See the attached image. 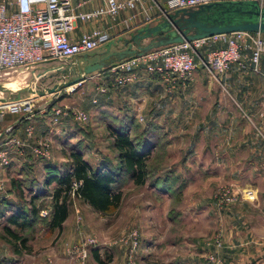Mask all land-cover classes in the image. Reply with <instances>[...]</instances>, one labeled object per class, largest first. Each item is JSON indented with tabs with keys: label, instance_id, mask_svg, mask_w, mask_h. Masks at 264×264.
I'll return each instance as SVG.
<instances>
[{
	"label": "crops",
	"instance_id": "0c3cea01",
	"mask_svg": "<svg viewBox=\"0 0 264 264\" xmlns=\"http://www.w3.org/2000/svg\"><path fill=\"white\" fill-rule=\"evenodd\" d=\"M72 1L75 5H79L76 8L78 12H88L103 4L102 0ZM118 1L123 2L125 0ZM141 1L144 10L138 5L134 10L124 9L120 11L115 18L104 16L87 22L77 20L75 28L69 35L70 38L73 41H78L84 32L98 29L106 32L110 37V41H115L120 38H127L138 29L145 25H153L163 17L162 13L166 11V0ZM259 4L263 5L264 1L259 2ZM168 13H174V11ZM147 16L150 17L151 21L146 20ZM262 35L264 37V34ZM147 42L148 39L142 41L141 45H145ZM206 46L207 49L204 52L220 48L224 46V43L209 39ZM242 54L244 57L242 62L232 64L225 74L215 76V82L206 78L201 71H196L186 83L180 81L166 82L156 75L141 74L132 84L119 88L114 85L107 69L105 70L106 73L97 72L90 75L81 84L83 87V85L87 86L94 83L96 84V91H99L100 87H104L105 92L91 93L89 98L82 99V101L85 106H89L95 99L97 108L99 106L114 108L117 105L118 114L134 119L142 128L151 124L166 132H169V130L173 132L183 130L185 132V141L178 146L183 154L181 157L182 168L171 166L174 163V158L170 152L175 146L173 141H168L163 146L158 145L152 151L151 156L152 158L155 157L160 148L163 150L162 167L159 175L178 178L181 187V200L177 207L184 205L186 198L190 196V203L189 205L186 204L189 209L188 213L199 209L202 205L199 199L204 198L206 193L213 190L221 180V169L219 167L222 164L234 165V169H230L234 175L233 178L239 176L238 174L242 172L245 175L252 176V183L250 182L247 185L257 189L256 201L241 202L224 210V216L229 218L230 225L229 234L224 241L222 258L224 264H264V231L262 230L263 233L259 237L256 233L258 227L255 223L259 213L264 214V54L261 56L258 73L253 71L247 52L242 51ZM99 76H103L104 80H97ZM106 84L108 85L106 86ZM219 87L223 88L226 93L221 92ZM204 89L208 90V93L206 91L200 92ZM212 90L214 91L211 92ZM159 91L164 94L159 93ZM177 92L180 93L176 94ZM79 97L80 94L76 96L77 99ZM179 100L182 101V110L180 114H176L173 105ZM158 101L161 103L160 106L157 105ZM122 103H127L129 107L123 108ZM53 105L71 107L67 105L66 101L55 102ZM50 112L51 110L48 108L33 113L28 120L24 119L11 132L22 114H16L14 105L4 108V115L0 120V155L6 151L9 164L7 166L0 164V178L4 179L6 185L1 198L7 197L10 177L17 170L24 169L30 177L40 180L36 176L34 167L39 166L41 163L40 168H42V174H44L45 167L51 164V155L48 158H43L42 161H36L30 158L32 152L29 148H24L25 156L23 153L17 152L15 147L9 143L11 139L18 138L28 145H36L48 138L52 143L51 138L53 136L57 137V135L65 138V140L68 138L74 139L78 136L75 130H70L66 126L67 116L62 117L56 123H52ZM143 120L144 124L142 123ZM58 124L60 126L55 127ZM29 125L33 127V136L27 139L25 129ZM223 131L230 134L228 139H221ZM9 132L11 133L8 134ZM239 132L245 134L243 135L245 139L238 140L236 138ZM232 133L234 134L233 138ZM108 146L109 144L106 147ZM51 151L52 147L50 148ZM28 154H30V157H27ZM86 155H88L87 151L84 152V159L94 167H97L102 160L101 154L94 162L88 160ZM212 163L215 165L214 168H211ZM243 165L245 167H242ZM144 187L156 200L164 197L168 198L167 215L169 216L173 206V192L162 191L153 184L149 185L148 183ZM126 193L127 191L124 192L123 198ZM212 209L214 212L216 211L214 207ZM48 212L43 209L40 215L44 217ZM220 215L219 213L220 224L218 222V230L221 229ZM169 219V229L171 230L170 227L174 228V222L177 219L173 220L171 217ZM66 223L67 221L64 225ZM189 239L194 244H201L204 240L201 237ZM175 242L176 240H173V238H166L160 245L176 244ZM145 246L147 249V244ZM30 254L31 252L29 255H25L30 257ZM35 257L36 255L32 259H35ZM0 260H5L4 264H14V261H18L14 254L8 251L4 256H1Z\"/></svg>",
	"mask_w": 264,
	"mask_h": 264
},
{
	"label": "rangeland",
	"instance_id": "374dc122",
	"mask_svg": "<svg viewBox=\"0 0 264 264\" xmlns=\"http://www.w3.org/2000/svg\"><path fill=\"white\" fill-rule=\"evenodd\" d=\"M105 45L96 48L88 54L99 53L104 49ZM206 45L197 49V54L195 56L196 68L194 73L196 71H201L206 78L212 81L214 80L215 82V76L219 75H214L209 72L202 63V58L205 54L204 51L207 49ZM102 72H105V70L100 71V73ZM102 77L103 76H99L97 80H104V77ZM109 77L111 80L113 79L111 75ZM0 80L9 81L11 83V89L15 90L19 87L29 85L31 80L39 79L36 77L33 79V75L30 71L21 69L0 72ZM93 84L87 86L83 85V87L79 86L73 92L63 91L56 101H66L68 106L81 109L88 115V121L85 124H81L67 116L68 118L65 121L66 126L70 128V130H75L78 136L74 139L68 138L66 140L63 137H59V135L51 138V166L60 167L65 164L67 155L70 153V150L74 148V145L83 152L87 151V159L92 162H94L96 158L98 159L100 154L101 156L112 158L113 154L110 148L106 147L107 144L110 143L109 132L107 130V124L110 121L103 117L101 112L98 111L99 107L97 108L96 103L85 106L82 101V99L89 98L91 93H101L100 91H96V84ZM219 89L221 92L226 93L223 88L219 87ZM203 91L207 92L208 90L204 89L200 92ZM213 91L214 90L211 92ZM159 93L163 92L159 91ZM179 93L180 92H177L176 94ZM78 94H80V97L77 99L76 96ZM4 96H6L5 93H0V97ZM32 100L34 110L42 107L47 97H35ZM208 103L210 102L208 101ZM157 105H161L160 101L157 102ZM122 107L128 108L129 106L127 103H122ZM173 108L176 114H180L182 110V101L179 100L177 103H174ZM114 109L117 111V105L114 106ZM44 110H47V108L41 111ZM17 113L19 112L16 109V114ZM142 123L144 124V120ZM58 126L60 125H55L57 128ZM229 135L228 132L225 133L223 131L221 133V139H228ZM231 135L233 138L234 134L232 133ZM243 135L245 134L239 132L236 138L238 140L245 139ZM185 136L183 130H178L176 132L169 130V132H166L163 129L155 136V139L160 142H174L175 146L172 148V151H170L171 156L174 158V163L171 166L174 168H182L181 157L183 154L178 146L185 141ZM256 138L260 139V137L257 136ZM25 153H23L24 156ZM30 154L33 157H30ZM30 154H28L27 157L33 158L36 161L43 160V158H37L33 153ZM14 156L16 157V155ZM40 164L34 167L38 178H41L42 175ZM214 166V163H212L211 168H214ZM242 167H245V165ZM231 168L234 169V165L222 164V166L219 167V169H221V180L213 190L206 193L207 197L205 196L199 199L202 204L199 209H195L193 212L188 213L189 209L186 204L189 205L190 196L186 198L184 205H179L176 208V210L180 212V217L175 220L174 228L172 229V227H170L171 230L169 229L170 217L167 215L168 198L164 197L163 199L160 198L156 200L145 187L139 189H131L132 187H129L130 189L127 190L121 205L106 213L93 212L87 205L72 196L70 216L62 232L60 234L57 232L46 234L44 229H41L38 233L35 232V237L32 240L33 243H30L32 246L31 258L25 255H29V253H24L25 256L23 254L19 256L20 259H17V262L14 261V264H80L79 261L71 255L70 251L72 248L79 245L81 240L85 237L95 238L96 244L89 247L88 256L84 264H124L125 251L121 246L115 244L114 241L131 229H137L139 231L141 241L140 248L135 257V264H208L207 259L212 254L219 258L220 264H224L222 250L224 249L225 238L229 234L230 225L229 218L224 216V210H227L234 204L219 210L216 206V197L219 195L222 187L228 186L231 183H236L239 187H243L250 182L252 183V176L245 175L243 172L238 174L239 176L233 178L232 176L234 175L230 170ZM247 178L248 180H246ZM9 190L10 187L7 188L8 194L6 198L14 200ZM41 200L44 209L49 211L50 196H45ZM241 202L247 201H238L235 204ZM213 207L216 210L215 212L212 209ZM219 213L221 214L220 230L217 229V227H219L218 222L220 224ZM255 223L258 227L257 232H255L260 237L264 231V214L259 213V217ZM216 236H220L222 244V248L220 249H215L212 244ZM198 237L203 238L205 241L203 240L201 244H194V242H191L189 239ZM166 238L175 239L176 244L169 243L163 246L160 245ZM146 244L147 249L145 246ZM7 248L8 247L4 243L0 242V259L7 251L9 252V248L8 250ZM96 253L98 258L95 257ZM35 255V259H32ZM38 257L40 258L38 259ZM1 261L2 260H0V264L5 263V260Z\"/></svg>",
	"mask_w": 264,
	"mask_h": 264
},
{
	"label": "built area",
	"instance_id": "2783aa9c",
	"mask_svg": "<svg viewBox=\"0 0 264 264\" xmlns=\"http://www.w3.org/2000/svg\"><path fill=\"white\" fill-rule=\"evenodd\" d=\"M103 4L88 12H78L72 0H0V72L17 68L29 67L54 60H64L76 55L88 54L110 41L109 35L101 30L93 29L84 32L78 41L70 38L77 20L91 21L104 16L115 18L124 9L134 10L138 5L144 10L141 0H102ZM257 1L263 0H166L165 16L168 12L176 10H194L202 6L222 2ZM147 21H151L147 16ZM222 41L224 46L205 52L202 63L214 75H223L232 64H240L243 60L242 51L247 52L248 60L253 71L259 72V63L264 54V37L260 33L233 32L215 35L208 38L184 41L157 49H152L140 56H133L113 64L108 68L109 74L116 87L122 88L132 84L141 74L156 75L166 82H188L196 68L195 56L197 49L207 44V41ZM264 76V74H263ZM83 83V82H82ZM82 83L71 86L63 91L73 92ZM61 91L59 94H61ZM101 93L105 92L100 87ZM96 103V100H93ZM14 105L19 113L27 114L33 110V100L9 105H0V118L4 115V108ZM52 123L58 122L62 117L68 116L75 121L85 124L88 115L77 107H50ZM27 116L25 120H28ZM26 138L33 136V127L25 129ZM9 143L19 153L24 148L39 158H48L51 143L49 138L36 145H28L25 141L13 138ZM0 164H9L8 153L2 152ZM5 181L0 178V195L5 192ZM73 190L77 184L73 183ZM257 189L250 185L243 187L231 183L221 188L216 197V206L219 210L238 201L255 202ZM140 234L137 229L128 230L121 235L115 244L124 249V264H135V257L139 248ZM96 244L95 238L85 237L80 244L72 248L70 253L80 264H84L88 249ZM215 249L222 248L220 236L212 242ZM208 264H220L215 255L208 257Z\"/></svg>",
	"mask_w": 264,
	"mask_h": 264
},
{
	"label": "trees",
	"instance_id": "16d2710c",
	"mask_svg": "<svg viewBox=\"0 0 264 264\" xmlns=\"http://www.w3.org/2000/svg\"><path fill=\"white\" fill-rule=\"evenodd\" d=\"M98 111L110 121L107 130L112 158L101 156L102 160L94 167L84 159V152L74 147L65 164L60 167L47 165L40 180L30 177L24 169L11 175L9 193L14 200L0 198V242L17 259L32 252L30 243H33L35 232L41 229L46 234L62 232L70 216L72 196L93 212L106 213L121 205L129 187L139 189L148 183L162 191L173 192L169 216L173 220L180 217L176 210L181 200L180 182L177 177L159 175L163 160L161 148L155 157L151 156L158 145L166 143L155 139L161 129L151 124L142 128L134 119L122 116L108 106H99ZM23 121L17 122L11 132ZM73 183L77 184L74 190ZM45 196H50L51 201L50 210L43 217L40 215L44 209L41 199ZM140 245L139 240V248ZM95 257L98 258L97 253Z\"/></svg>",
	"mask_w": 264,
	"mask_h": 264
},
{
	"label": "water",
	"instance_id": "95a60500",
	"mask_svg": "<svg viewBox=\"0 0 264 264\" xmlns=\"http://www.w3.org/2000/svg\"><path fill=\"white\" fill-rule=\"evenodd\" d=\"M233 32L264 34V4L260 5L257 1L222 2L194 10H176L167 13L153 25H145L127 38L108 42L99 53L76 55L11 70L30 71L33 79L36 77L39 80H31L29 85L15 90L0 85V92L6 94L0 97V105L47 97L42 107L23 114L19 122L33 113L50 108L59 99L61 91L84 82L90 75L124 59L184 41ZM146 39L148 42L141 45Z\"/></svg>",
	"mask_w": 264,
	"mask_h": 264
},
{
	"label": "bare ground",
	"instance_id": "6f19581e",
	"mask_svg": "<svg viewBox=\"0 0 264 264\" xmlns=\"http://www.w3.org/2000/svg\"><path fill=\"white\" fill-rule=\"evenodd\" d=\"M11 83L9 82V81H2V80H0V85L2 86V87H5V88H7V89H11V85H10ZM1 93V92H0Z\"/></svg>",
	"mask_w": 264,
	"mask_h": 264
}]
</instances>
